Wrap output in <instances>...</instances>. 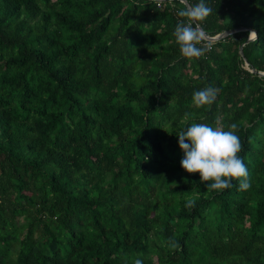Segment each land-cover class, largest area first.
<instances>
[{"label":"trees","instance_id":"1","mask_svg":"<svg viewBox=\"0 0 264 264\" xmlns=\"http://www.w3.org/2000/svg\"><path fill=\"white\" fill-rule=\"evenodd\" d=\"M206 3L235 31L189 59L179 0H0V264H264V0ZM193 122L237 124L247 190L182 169Z\"/></svg>","mask_w":264,"mask_h":264},{"label":"clouds","instance_id":"2","mask_svg":"<svg viewBox=\"0 0 264 264\" xmlns=\"http://www.w3.org/2000/svg\"><path fill=\"white\" fill-rule=\"evenodd\" d=\"M212 13V8L206 0H197L190 7L180 9L177 15L187 18V22L176 24L173 35L179 45L181 55L189 59H199L205 55L206 48L200 47L203 40L201 23ZM217 90L206 87L193 94L197 107L211 106L215 101ZM237 124L222 127H212L205 123H191L180 131L179 147L184 153L180 161L182 169L189 173H199L200 182L207 184L210 190H224L232 187L233 180L240 181V188L250 187L247 166L240 157L242 143L236 134ZM188 206H194V200L188 201ZM178 248L177 243L173 244ZM135 264H143L139 259Z\"/></svg>","mask_w":264,"mask_h":264},{"label":"water","instance_id":"3","mask_svg":"<svg viewBox=\"0 0 264 264\" xmlns=\"http://www.w3.org/2000/svg\"><path fill=\"white\" fill-rule=\"evenodd\" d=\"M179 1H181L186 7H190V4L188 3L187 0H179ZM241 29H242V30H245V29H247V28H244V27H243V28H241ZM202 31H203V30H202ZM233 31H235V30L224 31V32L219 33V34H217L216 36H212V37L206 35L205 32L203 31V37L206 38V39H209V40H216V39H219V38L225 37L226 35L232 33ZM255 37H256V32H255V30L250 29V34H249V36H248L247 42L253 40ZM240 54L243 55V52H242V49H241V48H240ZM245 65L248 66V62H247L246 60H245ZM252 71H253V69H252ZM259 74H260V75H264V72H261V71H260Z\"/></svg>","mask_w":264,"mask_h":264}]
</instances>
